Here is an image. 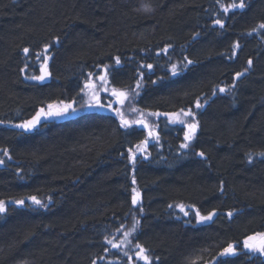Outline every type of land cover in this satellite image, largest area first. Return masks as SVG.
Returning a JSON list of instances; mask_svg holds the SVG:
<instances>
[{"label": "trees", "instance_id": "1", "mask_svg": "<svg viewBox=\"0 0 264 264\" xmlns=\"http://www.w3.org/2000/svg\"><path fill=\"white\" fill-rule=\"evenodd\" d=\"M231 2L0 0V149L11 156L0 152V200L7 205L0 213V264H143L135 258L137 242L152 264H264V256L242 248L247 236L264 232V157L258 155L264 152V30L258 28L264 0H245L244 9L225 14L222 5ZM45 45L50 75L33 80ZM148 64L151 70L140 67ZM173 64L182 69L177 76ZM104 65L109 85L99 91L104 108H98L85 98L84 84L92 74L99 85ZM238 72L244 75L236 79ZM113 88L130 92L123 105L110 95ZM67 103L83 112L48 118L27 132L14 127L49 104ZM117 108L130 121L147 115L158 142L135 124L121 128ZM190 108L198 129L188 148L180 147L183 125L163 115L149 120L148 113ZM145 139L151 140L147 159L133 165L129 149ZM132 188L141 193L135 208ZM30 196L47 207L33 205ZM19 199L25 205L12 203ZM188 205L217 215L197 223ZM133 215L139 224L131 243L111 248L105 238L123 241ZM228 244L239 254L221 257Z\"/></svg>", "mask_w": 264, "mask_h": 264}, {"label": "snow or ice", "instance_id": "2", "mask_svg": "<svg viewBox=\"0 0 264 264\" xmlns=\"http://www.w3.org/2000/svg\"><path fill=\"white\" fill-rule=\"evenodd\" d=\"M245 7H246L245 0H238V2H237V0H232V2L230 4H228L227 7H224L222 5V9H223L225 14L229 13L233 9L242 10ZM145 10L150 11V9H145ZM215 24L219 25L220 28H224V26H225L224 23L220 19H217L215 21ZM258 28L264 30V23L259 24ZM253 31H256V29H253ZM249 35H251V33H249ZM56 42L59 43L58 38H57ZM239 46H240L239 43H236L233 45V48L238 49ZM49 47H50V45H45V47L43 49V53L42 54L41 53L36 54L37 59H41V57H43V62L41 63V66H40L41 74L37 75V76H32V77H30L31 79L43 81L50 75V73L48 72V66H47V61L49 59V55H48L49 54ZM29 51L30 50L28 48L23 49V52L26 56L29 54ZM163 51L165 53H167L168 50H167V48H165V49H163ZM235 54L236 53L234 51L233 55H235ZM184 59L187 61V64L193 63V61L188 60L187 57H185ZM114 61H115L116 66H119L121 64V58L119 56L114 57ZM248 65H249V67H251V65H252L251 60L248 61ZM140 67L141 68L147 67L149 70H151L153 66L151 64H148V65H140ZM185 67H186V65H185ZM108 69H109V66L104 65V74H102V75L96 74V79H98L100 81L99 85H96L93 83L92 74H89V77H88L86 83L84 84V88L91 91V99L95 101V106L98 108H104V105L100 102L101 98L99 95V91H101V90L108 91V85H109L108 77L110 74ZM170 70H171V73L173 76H177L179 74V72L182 71V69H179L176 64H173L171 66ZM243 75H244L243 72H238V73H236L235 78L239 79ZM140 86H141V84H140V81L138 80L136 83V88L132 90V94L139 95V92L137 91V89H139ZM219 91L225 92L226 89L225 88H219ZM85 94L87 95V93H85ZM215 94H216V92L214 90L213 95H215ZM110 95L113 97H116L117 103L123 105L124 102L129 99L130 92L128 90H117L116 88H113ZM202 106L203 105L201 104V101L199 99H197L195 101V108L200 109ZM88 107L89 108L93 107V104L88 103ZM108 107H109V110H111V105H109ZM70 109H71L72 113L76 112V109L72 107L71 103L62 104L61 106L49 104L47 106V111L45 110V108H41L39 110V112L31 120L25 121L24 123H21V124H16V125H14V127L21 128L25 132L31 131L40 123L41 117H43L44 119H48L49 117L67 116L69 114ZM131 110L133 112L139 111L135 107H132ZM115 111L119 117L121 128L128 129V128L132 127L133 124L141 125L143 128L148 129V136L150 138L153 136H156V139L158 142V139H159L158 135L150 127L147 120L143 117V114H141L139 119L134 120V121H130L129 119L125 118L124 113L121 112L119 108L115 109ZM148 115L156 116V117H160L163 115V116H166L168 118L169 123L183 125L184 128L187 129V131H185V133H184L185 143H182L180 145V147L182 149L189 147V144L191 143V141L195 137L197 129H198V122L196 121V118H195L196 114L193 111V109H191V108L190 109H181L179 112H175V113L155 112V113H148ZM186 118H190V120L186 119ZM148 143H149V141L147 139H145L140 144H137L135 146L136 152H133V150L131 148L129 149V158L133 164H135V162H136L138 152L139 153H145L144 158L147 159L146 153H147ZM0 152H2L3 156L7 157L9 160L11 159V156L9 155L7 149H0ZM197 155L200 156L201 158H206L204 152H199V153H197ZM258 155L261 157H264V152H261ZM248 156H249L248 163H252V154H248ZM4 163H5L4 159L0 158V165H3ZM135 183H136V180H135V177H133L132 184H135ZM220 190L223 191L222 186H221ZM27 199L30 200L33 205H36L40 208L47 207V205L44 204L36 196H30ZM140 201H141L140 191L136 188H132L131 205L135 208L138 205H140ZM12 203L17 205V206H23V205H25V199L14 200V201H12ZM172 207H173L172 205H169V208H172ZM176 207H178L180 212H182L185 216L189 215V211H186L185 205L180 204V205H177ZM187 208L192 209L194 211V215H195L197 223H203L206 221H211L212 218L215 215H217V213L215 211H212L206 215H202L201 212L198 209H195V207L193 205H188ZM138 210L140 212H143V207L140 206ZM6 211H7L6 203L4 201L0 200V213H5ZM227 215L229 217H231L233 215V213L228 212ZM138 224H139V220L136 219L135 215H133V223L131 225V228L124 232V240L121 241L120 243H114L115 238H113V239L105 238V243L110 245L111 248L117 249V250H119L121 248V244H125V245L130 244L131 241L128 239V237L132 236L133 233L136 232ZM134 248L137 250L135 252V258L137 260L143 261V264H152V259L147 254V250L144 247H142L139 242L135 243ZM242 248L244 250H246L247 253H258L260 256H264V232L254 233L252 235L247 236L242 242ZM238 254H239V250H238L237 245L228 244L226 247L223 248V250L220 252L219 255L221 257H230V256H236ZM123 255L128 257L129 262H131L133 260V257L130 256L127 251H124ZM101 259H103V257H101ZM93 264H95V262H93Z\"/></svg>", "mask_w": 264, "mask_h": 264}, {"label": "rangeland", "instance_id": "3", "mask_svg": "<svg viewBox=\"0 0 264 264\" xmlns=\"http://www.w3.org/2000/svg\"><path fill=\"white\" fill-rule=\"evenodd\" d=\"M102 75V74H101ZM99 81V80H98ZM100 82V81H99ZM88 93H87V95H86V97L85 98H87V97H90L91 96V91H87ZM89 100H90V98H88ZM94 104H95V101L94 100H91ZM101 101V100H100ZM114 103V102H113ZM62 104H59V105H56V106H61ZM73 108H75L76 109V112L75 113H72V111H71V109L69 110V114L67 115V116H63V117H49V118H51V119H57V120H62V119H64V118H66V117H70V116H75V115H77V114H79V113H81V112H83V110H81L79 107H76V106H73ZM108 110H109V108H107ZM106 109V110H107ZM102 110V109H101ZM129 110V109H128ZM128 110H125V114H131L132 113V111H128ZM47 111V110H46ZM110 111V110H109ZM111 112V111H110ZM133 115V114H132ZM136 115V113L134 112V116ZM133 116V117H134ZM137 116H138V113H137ZM146 117H148L147 115H146ZM145 117V119H147ZM138 117H136L135 119H137ZM166 119H167V121H168V118L167 117H165ZM47 119H44L43 117H41V120H40V123L34 128V129H36V128H38L39 127V125L41 124V123H43V122H45ZM149 120H151V121H153L154 122V118H153V116L152 117H150L149 118ZM170 124H172V123H170ZM135 127H137V128H143L141 125H138V124H135L134 125ZM133 126V127H134ZM19 129H21V128H19ZM34 129H32V130H34ZM152 129L154 130V126H152ZM21 130H23V129H21ZM147 132H148V129H145ZM186 131H187V129H186ZM149 142H151V140H149ZM148 147V146H147ZM136 152V151H135ZM144 154L145 153H137V158H136V160L138 159H141L142 157H144ZM142 155V156H141ZM130 163H132L131 162V160H130ZM136 163V162H135ZM133 164V163H132ZM134 165V164H133ZM246 251V250H245Z\"/></svg>", "mask_w": 264, "mask_h": 264}, {"label": "water", "instance_id": "4", "mask_svg": "<svg viewBox=\"0 0 264 264\" xmlns=\"http://www.w3.org/2000/svg\"><path fill=\"white\" fill-rule=\"evenodd\" d=\"M74 106V104H72V107Z\"/></svg>", "mask_w": 264, "mask_h": 264}]
</instances>
